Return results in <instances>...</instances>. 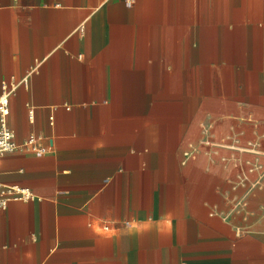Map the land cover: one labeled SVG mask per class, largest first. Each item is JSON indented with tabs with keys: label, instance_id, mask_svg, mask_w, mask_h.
<instances>
[{
	"label": "crops",
	"instance_id": "0c3cea01",
	"mask_svg": "<svg viewBox=\"0 0 264 264\" xmlns=\"http://www.w3.org/2000/svg\"><path fill=\"white\" fill-rule=\"evenodd\" d=\"M2 83L0 264H264V0H0Z\"/></svg>",
	"mask_w": 264,
	"mask_h": 264
},
{
	"label": "built area",
	"instance_id": "2783aa9c",
	"mask_svg": "<svg viewBox=\"0 0 264 264\" xmlns=\"http://www.w3.org/2000/svg\"><path fill=\"white\" fill-rule=\"evenodd\" d=\"M22 83L25 85L27 82L24 79ZM10 88V89H9ZM13 86H8L5 83L1 85L0 93V154L11 152L17 149V145L14 141V135L11 129L7 125V116L9 112L8 102L9 93ZM36 138L30 135L25 142L27 146H33ZM35 151H39L37 147L33 148ZM33 198V194L26 188H18L5 186L0 184V212L4 211L7 204L10 201H27ZM127 225V223H126Z\"/></svg>",
	"mask_w": 264,
	"mask_h": 264
}]
</instances>
